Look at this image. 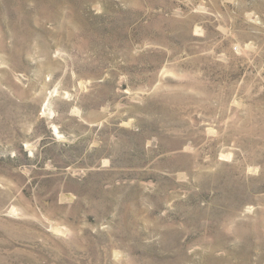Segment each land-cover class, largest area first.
I'll return each mask as SVG.
<instances>
[{
	"label": "rangeland",
	"instance_id": "374dc122",
	"mask_svg": "<svg viewBox=\"0 0 264 264\" xmlns=\"http://www.w3.org/2000/svg\"><path fill=\"white\" fill-rule=\"evenodd\" d=\"M0 264H264V0H0Z\"/></svg>",
	"mask_w": 264,
	"mask_h": 264
}]
</instances>
